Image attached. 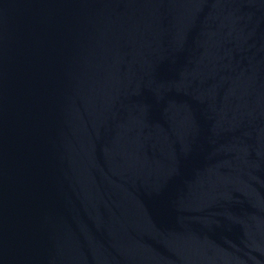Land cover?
Listing matches in <instances>:
<instances>
[{"label": "water", "instance_id": "water-1", "mask_svg": "<svg viewBox=\"0 0 264 264\" xmlns=\"http://www.w3.org/2000/svg\"><path fill=\"white\" fill-rule=\"evenodd\" d=\"M0 264H264V0H0Z\"/></svg>", "mask_w": 264, "mask_h": 264}]
</instances>
